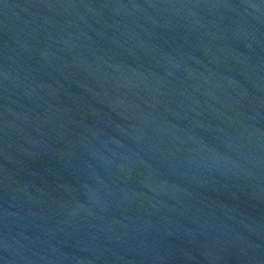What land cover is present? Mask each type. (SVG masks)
<instances>
[{"label": "water", "instance_id": "obj_1", "mask_svg": "<svg viewBox=\"0 0 264 264\" xmlns=\"http://www.w3.org/2000/svg\"><path fill=\"white\" fill-rule=\"evenodd\" d=\"M0 264H264V0H0Z\"/></svg>", "mask_w": 264, "mask_h": 264}]
</instances>
